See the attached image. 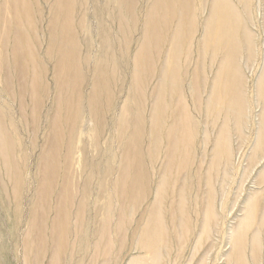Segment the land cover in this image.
I'll list each match as a JSON object with an SVG mask.
<instances>
[{
    "label": "bare ground",
    "instance_id": "6f19581e",
    "mask_svg": "<svg viewBox=\"0 0 264 264\" xmlns=\"http://www.w3.org/2000/svg\"><path fill=\"white\" fill-rule=\"evenodd\" d=\"M38 1L0 0V60L6 68L2 77L0 63V81L7 77L26 93L13 98L19 102L23 119L27 117L26 96L34 103V116L46 103L42 98L49 90L47 62H53L55 90L48 98L52 100L46 112L49 130L37 170L41 176L44 167L48 169L43 174L47 192L38 206L44 207V214L54 211L55 215L36 221L38 237L44 246L51 238L55 247H49L54 254L51 264H58L61 244L67 247L70 236H86L83 228L91 220L86 216V196L81 194L74 212L79 184L69 187L63 169L74 177L78 151L72 153L71 147L79 143L80 138L75 139L84 130L80 117L89 114L97 140L108 132L110 143L103 139L108 146L114 145V139L125 145L119 166L112 167L113 179L106 176L109 169L105 173V165L100 169L96 164L95 171L108 178L106 189L114 193L111 209L117 200L123 208L124 198H137L141 184L145 192L155 186V197L135 236L142 239L147 253L133 264H160L169 242L192 230L188 209L193 175L207 187L203 191L198 185L202 192L195 197L204 224L198 231L200 235L209 231L217 215L215 181L233 165L243 146L235 147L233 136L242 135L249 122L256 128L250 159L264 160V0H144L135 52L128 51V31L136 26V16H132L135 0H45L49 5L45 17ZM92 9L96 20L90 17ZM124 58L132 61V77L121 71ZM87 80L91 81L88 87ZM249 80L254 97L249 93ZM187 94L198 112L212 119L203 131ZM124 99L127 103L122 107ZM115 112L124 114L113 119ZM4 136L0 118V168L13 174L15 153L7 149ZM103 145L97 144L98 152ZM81 154L86 158L85 150ZM96 157L102 158L99 153ZM160 157L163 162L154 181ZM258 178L262 184L264 171ZM92 181L84 179V191H90ZM257 189L246 197L244 212L231 228L227 258L233 264H258L264 259V191ZM92 219L95 222L98 216ZM108 223L107 216L97 231L102 238L110 239Z\"/></svg>",
    "mask_w": 264,
    "mask_h": 264
},
{
    "label": "rangeland",
    "instance_id": "374dc122",
    "mask_svg": "<svg viewBox=\"0 0 264 264\" xmlns=\"http://www.w3.org/2000/svg\"><path fill=\"white\" fill-rule=\"evenodd\" d=\"M143 2L144 0H135V5L132 9V16H136V26L133 30L131 28V30L128 31V35H131L128 43V51L130 52H135L138 48V40L141 36L143 24ZM36 4L38 8L43 11L44 17L48 15L49 5L46 4L45 0H39ZM90 17L96 20L94 18L93 9ZM94 28L97 29L96 21L94 22ZM113 29L114 33L118 31L116 24H113ZM45 46L46 43L43 45L42 52H44ZM96 53L99 55L98 47ZM117 54L119 53L117 52ZM0 63L2 64L1 60ZM131 63L132 61L130 59L126 60V58H124V62L121 66V71L130 77H132ZM47 65L49 67V72L47 74L49 90L47 89L48 92L42 98L47 101L43 108L39 109V114L37 116L33 115L35 114L34 103L29 96H26L28 102L26 110L27 117L23 119L19 110V102L14 99H16L19 92L21 95H25L26 93L12 80H7V77H4L2 81H0V118L5 132L4 142L9 151L10 148L14 150L15 164L17 166L13 174L0 168V264H51L54 257L51 250L53 248L55 249L54 244L52 248L51 242L53 241L49 237L47 240V242H49L44 246L40 237H38L39 233L37 231L38 226L36 222L39 221L41 217L47 218V216L50 215L49 219H51V217L55 215L54 211L44 214V207L38 206V202L42 195L47 192V190L44 189L43 182V174L47 172V166L44 167V172L41 176H38L37 169H39L38 163L40 162L46 142V135L49 130L46 112L48 110L50 111L52 100L48 98L50 96L53 97L55 90L54 80L52 78L53 62H47ZM5 69V65L3 66L2 64V77L5 74ZM89 78L91 79V77ZM90 84L91 81L87 80L85 85L88 87ZM252 86L253 81L249 80V93L254 97ZM8 88L12 90L11 93ZM187 96L192 113L199 122L200 131H203L206 123L210 122V124H212V119L206 118L202 112H198L190 94H187ZM126 103L124 99L120 102V105L124 107ZM253 112H256V108H254ZM122 114H124V112H115V115L112 114V116H114L113 119H120ZM80 119H83L84 130L82 129L75 139L78 141V138H80L79 143L71 147L72 153L78 151L73 160L74 177H68V171H66L65 168L63 170L67 173L65 177L69 187L74 186L76 182L79 184L74 212L79 208L78 202L82 194L86 196L88 205L86 216L91 217V220L89 225L83 228V231L86 233L84 238L70 236L67 247H65L64 243L61 244L62 247H59V261L57 263L133 264L138 258L143 259L142 256H145L147 253L142 239H136L137 237L135 236H137L138 230H140L143 222H145V215L147 214L150 203L155 197V186L145 192L146 186L141 184V188L137 190V198H124L125 203L123 208V203L117 200L114 203V208L111 209L109 205L111 200L110 196L114 195V193L106 189V187H108L107 182L108 178L113 179L116 177L112 167L119 166L122 158L120 157V153H122L125 145L121 142L118 143L117 139H114V145L108 146V144L105 143L107 140H109V143L111 141L108 132V136L104 135L101 140H97L95 126L92 127V120L89 114H86V116L82 114ZM255 130V124L249 122V126L247 125L243 130L242 135L234 134V146L237 147L239 143L243 144V146L241 151L237 154L236 159H234L233 165L227 167V172L223 175L224 177L221 178V176H219L215 181V186L218 190L216 199L217 215L215 220L210 224L209 231L201 235L199 231L203 230L204 224L202 215L194 202H196L195 197L197 193L199 192L200 194L202 190L205 191L207 187L204 181L199 182L195 175L192 176V187L190 188L191 205L188 209L192 230L188 235L183 236V238L177 241L174 239L172 243L171 241L169 242L168 246L170 247L162 252L160 264H233V262H231V260L229 261L227 258V254L231 250V228L242 216L244 205L248 196L253 193L252 191L258 190L257 188L264 191V182L258 184V176L260 172L264 171V160L253 162L249 155L251 154L252 146H254L253 143L256 142ZM99 133L101 134L103 132ZM103 139L105 141H103ZM199 141L197 145L198 154L202 152ZM101 142L104 144L105 150L100 148L98 152L99 148L97 144ZM81 150L86 151V158L82 156ZM102 152H106L107 155L104 156ZM96 153H99L102 158L96 157ZM83 158L88 165H84ZM158 160L153 174L154 181L158 180V168L163 162L161 157ZM97 163L100 169L105 165V173L109 169L106 174L108 178L102 174L99 175V172L97 173L95 171ZM249 164L251 168H248ZM58 175L60 176V185L63 187L62 181L64 174L60 171ZM86 177L93 179L89 192L84 191L86 184L83 182ZM100 179L103 181L104 185L101 184ZM198 185L202 187V190ZM73 191L75 192L74 187ZM193 198L194 201L192 203ZM34 215H36V217L31 219ZM95 216H98V219L93 222L92 218ZM107 216L109 217L108 228L110 239L100 237L99 232H97L103 225L104 219ZM34 221L35 227L33 226ZM75 223L77 222L75 221ZM42 231L48 232L49 234L52 233L50 228H44ZM166 250L168 252H165ZM258 264H264V259Z\"/></svg>",
    "mask_w": 264,
    "mask_h": 264
}]
</instances>
